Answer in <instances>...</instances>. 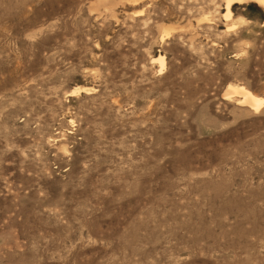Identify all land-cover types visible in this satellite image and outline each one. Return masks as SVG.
<instances>
[{
  "label": "rangeland",
  "instance_id": "rangeland-1",
  "mask_svg": "<svg viewBox=\"0 0 264 264\" xmlns=\"http://www.w3.org/2000/svg\"><path fill=\"white\" fill-rule=\"evenodd\" d=\"M227 2L0 0V264H264L228 95L264 98V2Z\"/></svg>",
  "mask_w": 264,
  "mask_h": 264
},
{
  "label": "bare ground",
  "instance_id": "bare-ground-1",
  "mask_svg": "<svg viewBox=\"0 0 264 264\" xmlns=\"http://www.w3.org/2000/svg\"><path fill=\"white\" fill-rule=\"evenodd\" d=\"M232 1L233 0H228V2H227V13L228 14L230 13L229 12V8H230V6L232 4ZM258 1L264 2V0H258ZM158 60L160 61L161 64H163L162 63L163 62V57L160 56L157 59V61ZM228 95H235L236 97H238V99H239L237 101L238 105L247 106L250 109H253V110H256V111L259 110L263 106V103H264V98H261V97H258L256 95H254L251 91H249L247 88H245L243 86L230 87Z\"/></svg>",
  "mask_w": 264,
  "mask_h": 264
}]
</instances>
